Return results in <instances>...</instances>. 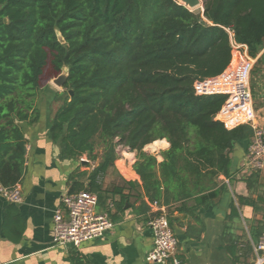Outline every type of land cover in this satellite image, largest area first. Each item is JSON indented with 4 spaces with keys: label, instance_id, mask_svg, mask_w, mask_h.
<instances>
[{
    "label": "trees",
    "instance_id": "trees-1",
    "mask_svg": "<svg viewBox=\"0 0 264 264\" xmlns=\"http://www.w3.org/2000/svg\"><path fill=\"white\" fill-rule=\"evenodd\" d=\"M203 2L204 11L196 12L178 0H0V186L23 177L28 140L21 124L41 118L43 76L66 70L49 134L62 159L90 154L99 161L87 185L80 178L88 172L71 176V192L102 198L98 178L115 166L117 145L137 152L134 170L153 201L204 202L225 191L211 189L230 174V152L253 128H227L217 119L226 95L200 96L194 85L228 68L233 40L258 55L264 0ZM159 139L170 143L162 162L144 150ZM253 179L259 174L248 178L250 188ZM238 202L256 209L253 198ZM239 216L232 201L230 217ZM263 232L256 224L253 241ZM236 248L229 241L232 255Z\"/></svg>",
    "mask_w": 264,
    "mask_h": 264
},
{
    "label": "crops",
    "instance_id": "crops-1",
    "mask_svg": "<svg viewBox=\"0 0 264 264\" xmlns=\"http://www.w3.org/2000/svg\"><path fill=\"white\" fill-rule=\"evenodd\" d=\"M234 43L237 42L233 40ZM244 51L249 53L245 44L238 43L233 48L229 68L239 64ZM255 60L250 89L257 115L255 122L264 126V44ZM42 108L45 111L36 124L22 123L28 140L24 174L19 182L23 200L13 203L0 192V264H166L147 260L154 246L149 226L153 200L145 195L142 180L134 170L137 152L129 148L120 155L117 153L113 167L120 176L117 181L104 183L111 171L98 178L103 191L96 210L109 215L114 221L113 229L80 246L54 244V214L63 205V195L71 192V176L88 172L80 178L87 185L88 176L99 161L91 160L87 154L79 159H62L59 146L49 134L53 117L49 104L42 103ZM251 139L238 141L230 152V174H221L211 189L222 186L226 189L216 198L204 202L194 198L171 200L167 204L158 201L166 206L174 231L178 228L176 254L185 264H264V251L260 252L262 261H259L253 246L256 242L251 236L256 224L264 227V170L250 172L244 167ZM165 140L166 145L153 149L150 143L144 150L162 162V152L170 143L167 139L156 140ZM254 173L259 174V179H253L256 181L250 188L247 180ZM131 181L138 182L139 186H129L127 182ZM123 186L122 193L115 192ZM122 196L127 198L125 207L120 209L117 203ZM238 196L253 198L256 209L249 204L240 205ZM232 201L239 208V217H230ZM229 241L237 247L236 256L230 252Z\"/></svg>",
    "mask_w": 264,
    "mask_h": 264
},
{
    "label": "built area",
    "instance_id": "built-area-1",
    "mask_svg": "<svg viewBox=\"0 0 264 264\" xmlns=\"http://www.w3.org/2000/svg\"><path fill=\"white\" fill-rule=\"evenodd\" d=\"M236 45L238 43H234L233 48ZM255 63V57L244 51L242 60L236 67L229 68L230 63L222 74L198 80L194 85L196 94L200 96L226 95L217 118L227 128H235L241 124H250L253 127V135L244 163V167L250 172L264 170V126L255 122L257 115L250 89ZM126 149L128 148L123 145L116 147L118 155ZM0 192L13 203H20L23 200L20 183L11 188L0 186ZM98 203V194L88 190L63 195V205L56 209L53 219L54 244L72 243L80 246L111 231L114 221L108 214L97 212ZM152 213L149 226L153 232L154 246L147 260L152 263L185 264L176 254L178 239L170 223L166 206L153 201ZM253 246L257 256L264 251V232ZM259 261H262L260 256Z\"/></svg>",
    "mask_w": 264,
    "mask_h": 264
},
{
    "label": "rangeland",
    "instance_id": "rangeland-1",
    "mask_svg": "<svg viewBox=\"0 0 264 264\" xmlns=\"http://www.w3.org/2000/svg\"><path fill=\"white\" fill-rule=\"evenodd\" d=\"M202 7V6H201ZM199 7L196 12L202 11V8ZM65 71V70H64ZM57 78V77H55ZM55 78H50L49 76L45 75L43 76L41 80V88L42 92L40 94V99H39V108H40V113L44 112L45 110L42 108V103L43 105L49 104V111L51 114H53L58 106L62 103L61 101H58L55 99V94L57 92H63L65 90L64 87H60L58 84L54 82ZM22 125V124H21ZM111 172L108 174L107 177L104 179V183H108V181H117V178H119V174L112 168L110 170Z\"/></svg>",
    "mask_w": 264,
    "mask_h": 264
},
{
    "label": "water",
    "instance_id": "water-1",
    "mask_svg": "<svg viewBox=\"0 0 264 264\" xmlns=\"http://www.w3.org/2000/svg\"><path fill=\"white\" fill-rule=\"evenodd\" d=\"M181 4L185 5L191 11L196 10L195 8L202 6V11H204V2L203 0H178ZM67 80V71H63L57 78L54 79V82L60 87H63L64 83ZM71 96L74 94L73 90H70ZM90 158V154L87 155ZM175 231L178 232V228H175Z\"/></svg>",
    "mask_w": 264,
    "mask_h": 264
},
{
    "label": "bare ground",
    "instance_id": "bare-ground-1",
    "mask_svg": "<svg viewBox=\"0 0 264 264\" xmlns=\"http://www.w3.org/2000/svg\"><path fill=\"white\" fill-rule=\"evenodd\" d=\"M199 7H201V5H200ZM199 7L195 8V9L197 10ZM194 11H195V10H194ZM159 145H166V140H165V141H162V142H159V141H156L155 143L153 142V143L151 144V148L155 149V148H157Z\"/></svg>",
    "mask_w": 264,
    "mask_h": 264
}]
</instances>
